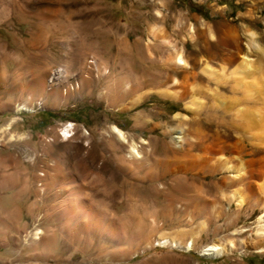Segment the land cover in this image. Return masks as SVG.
I'll list each match as a JSON object with an SVG mask.
<instances>
[{"label": "rangeland", "instance_id": "obj_1", "mask_svg": "<svg viewBox=\"0 0 264 264\" xmlns=\"http://www.w3.org/2000/svg\"><path fill=\"white\" fill-rule=\"evenodd\" d=\"M219 2L223 16L213 26L192 12L205 15L209 0H0L5 36H24L21 49L10 41L0 50V264H264V251H257L264 246V183L260 201L245 185L231 186L230 175L241 173L242 164L233 161L234 171L189 174L204 205L199 203L200 213L184 214L164 201L174 176L158 171L156 186L167 193L142 194L135 182L144 172L127 157L132 140L141 145L146 139L140 149L156 156L165 146L184 149L175 138L179 129L207 109L228 110L234 119L230 130L214 126L227 142L247 139L250 151L249 139L264 151V0ZM246 52L254 70L243 81L228 79L237 83L236 92L190 80L189 96L177 100L165 94H178L179 84L144 80L150 58L181 80L177 56L208 78L203 68L237 63ZM91 58L98 64L83 69ZM61 66L72 87L81 81L78 90L63 92L59 82L52 85L55 92L47 83L32 88L30 81ZM23 104L33 109L17 111ZM176 112L188 117L176 119ZM71 123L68 138L63 128ZM113 126L125 132L126 147ZM95 213L101 224L89 220ZM37 228L41 239L24 236ZM163 235L182 246L158 244ZM191 240L193 248L186 249ZM229 242L235 245L230 254L202 253L207 244Z\"/></svg>", "mask_w": 264, "mask_h": 264}, {"label": "bare ground", "instance_id": "obj_2", "mask_svg": "<svg viewBox=\"0 0 264 264\" xmlns=\"http://www.w3.org/2000/svg\"><path fill=\"white\" fill-rule=\"evenodd\" d=\"M225 42L228 43V41L226 40L222 41V43H225ZM169 47L171 49V47L173 46H169ZM154 48H156L157 50H160L162 54L165 53L163 51L165 49H162L160 45H154ZM246 48L248 52L250 53L252 50L251 43L246 45ZM249 53L247 52L243 53L242 60L237 63H235V61L225 62L218 69H214L215 67L212 68L209 66L203 68L202 72L207 74L208 78H205L199 75V73L196 70L197 65L195 64L190 65L182 56H177V58L175 59V62L177 65H179L180 69H182L184 72L182 74L181 80L180 78L173 75L174 72L171 71L172 68L170 66L160 67L158 65L160 62L158 63L157 60L150 58L147 61L149 66H145V68H142L143 74H146V77L144 80H146L149 85H155L158 83H161V84L169 83L170 85L174 86V85L179 84V89L177 91L178 94L176 93L165 94L177 100H184L186 97L189 96L188 83L190 80H193V81L201 80L206 83H215L217 84V86L218 85L223 86L230 91H235L238 88L237 83H235L236 85L231 86L227 84L228 83L227 81L228 79H233V80L240 79L243 81L244 78L246 79L248 78V76L249 77L251 76L254 68H253V65L250 63L251 58H250ZM92 64L96 66L98 63H96V60L94 58L87 59L83 69L87 70V68H89ZM176 68H173L174 71ZM199 70L201 71L200 68ZM68 73L69 72L67 71V69L61 66L48 73H43L39 77L37 76L38 78L33 79V81H30V82L33 83L31 85L33 86L32 88H34V90L37 87L43 89L45 84L47 83L48 86L50 87L49 90L55 92L57 88L53 87L52 85L55 86L57 82L63 84L61 85V87H59L61 90H63V92L68 93V91H70L71 89L78 90L80 86L82 85L81 81H78V83L75 82L76 85L74 86L73 84V87H72V85L70 84ZM84 73H86V71ZM85 76H87V74H85ZM220 83L222 84L220 85ZM68 84L71 85V87H69L70 89L67 88L68 86H66ZM63 86H66V88L65 89L62 88ZM29 93L31 94V92ZM37 104L41 105V102L38 101ZM32 107L33 106H28L26 104L18 105L17 111L19 112L29 111L33 109ZM225 112L224 114H221V113L219 114L215 110L207 109L206 111H204L203 117H200L199 119H196V120L193 119V121L190 122L189 126L182 127V128L179 127L180 135H177L175 138H178L179 139L178 141L180 143H184V142L186 143V147L179 151L173 150L172 152H170V150L165 146V148L163 147L164 148L163 152L157 154L158 156H156V152L152 153V152H148L149 151L148 150L147 152L144 153L143 149H140L142 145L148 144L149 141H147L146 139H143L142 144L138 145L132 140V142L129 144V150H128L129 155L127 157L138 160V164L144 172V175L142 176V178L141 179L139 178L140 181L135 182L136 186L140 190V193L142 192L143 194L145 192H149L153 195H156V194L165 195L167 193L163 185L159 188L158 186H156V182L160 179L158 178V171H160L159 176L166 177V176L171 175V176H174L175 178L174 180L176 181L175 184L171 188L172 190L168 192V194L165 195L164 197L165 203L168 206H170V208L172 209L173 208L176 209L179 207L180 211H184V214H190V213L194 214L196 210H198L197 212L200 213L199 203L200 205H204V202H201L204 200L200 199L199 197L200 195L198 196V194H196L198 193L197 189L199 190L200 187L199 185L196 184V181L194 179L188 182L187 181L188 175L192 174L193 176L194 175L198 176V174H200L201 172H203V174L204 173H209V174L214 173L215 174V172L218 171L219 169L223 171H228V170L231 171L232 169H235L234 167L235 164L232 165L234 161L236 162V165L238 163L242 164L244 170L241 173L239 172L238 174L235 173V174L230 175L232 176V178L230 179L231 186L245 185L249 189L251 194L253 196H256L258 200L260 201V198H261L260 195H262L260 186L262 182L264 183V154H263L264 151L261 150L259 147H257L260 142L255 144L249 139L248 141L252 146L250 151H247V143H246L247 139H242V140L240 139V140L227 142L226 139L219 132V130L214 129L215 125L222 126V127L224 126L226 129H229V130L232 128V126L234 127L236 126L234 119H232L230 116H227L228 110L226 113ZM173 116L176 119H184L188 117L187 114H184L181 112H176ZM135 119L137 122L139 121L138 116ZM72 125L73 124L71 123L70 126H66L65 128H63V132L64 134L67 135L68 138L72 137V135L68 134L69 132H71V130H73V128H71ZM237 125H240V123ZM246 125L248 126L250 124H246ZM251 126L252 124L248 128H250ZM112 131L116 135V138L119 140L121 146L123 148L126 147L125 143L128 142V140L125 135V132L117 126H113ZM210 131H214V132L210 133ZM262 140H264V137L262 138ZM179 146L181 147V145ZM224 181L225 180L222 181V184L225 183ZM200 182L203 183L202 181ZM219 188L220 190L225 189L223 187L221 188V185ZM79 201L81 205L82 204L85 205V201L83 199H80ZM69 203H72V202H69ZM69 211H70V214L71 213L75 214L77 210L72 209V211L71 210ZM263 217H264V211H263V214L260 216V220ZM101 218H102L101 214L95 213V215L92 216V219H89V220L95 223L100 222L101 224L103 220ZM84 220L88 222L87 219L84 218ZM202 230H203L202 227H200L198 231L196 230L192 235H195ZM259 230H260L259 234L264 239V227L260 228ZM41 235H42V230L40 228H37L36 230L27 231V233L24 236L25 237L33 236L34 239H41ZM157 239H158L157 240L158 244H161V245L171 244V245H176V246H182V243L180 241L170 236H167V235L166 236L163 235ZM183 246L186 249H192L193 240L187 242ZM234 248H235V245L232 242H229L226 245H222L219 243H210V244H207L202 249V253L204 255L216 257V256L230 254L232 253V251H234ZM257 251H260V252L264 251V246L257 248Z\"/></svg>", "mask_w": 264, "mask_h": 264}, {"label": "crops", "instance_id": "obj_3", "mask_svg": "<svg viewBox=\"0 0 264 264\" xmlns=\"http://www.w3.org/2000/svg\"><path fill=\"white\" fill-rule=\"evenodd\" d=\"M195 2H199V0H194ZM200 1H204V0H200ZM207 8V12L206 14H201V13H197L195 11L192 10V12L196 13L197 15H199L204 21L210 22L213 24V26H216V21L217 20H222V16H223V10H222V4L221 2H219V0H209V3L206 5ZM4 22V21H2ZM9 32V31H8ZM7 33V30L4 28L3 24L0 23V50H4L7 46V43H10V41H14L15 42V49H21V47L23 46L24 40H23V35L21 37H19L18 34H9L7 38V36H5ZM28 33V32H26ZM45 32H43L44 34ZM27 40H29L28 38H26ZM32 39H37V42L39 40V36L35 35L34 37H32ZM40 39L42 40V38L40 37ZM17 46V47H16ZM21 46V47H18ZM2 76L5 78V72L1 71Z\"/></svg>", "mask_w": 264, "mask_h": 264}]
</instances>
